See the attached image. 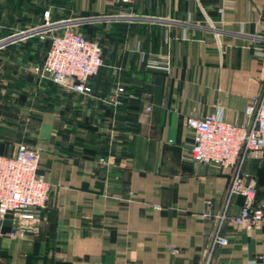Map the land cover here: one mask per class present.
I'll return each mask as SVG.
<instances>
[{
    "label": "crops",
    "instance_id": "crops-1",
    "mask_svg": "<svg viewBox=\"0 0 264 264\" xmlns=\"http://www.w3.org/2000/svg\"><path fill=\"white\" fill-rule=\"evenodd\" d=\"M74 15L104 24L105 64L85 93L35 72L50 34L27 32ZM118 84L138 99L110 103ZM263 92L264 0H0V154L37 148L51 187L36 231L12 237L0 219V264H264V222L227 219L228 243L212 245L230 171L193 160L186 124L246 125ZM244 168L264 202V155Z\"/></svg>",
    "mask_w": 264,
    "mask_h": 264
},
{
    "label": "built area",
    "instance_id": "built-area-1",
    "mask_svg": "<svg viewBox=\"0 0 264 264\" xmlns=\"http://www.w3.org/2000/svg\"><path fill=\"white\" fill-rule=\"evenodd\" d=\"M136 0H109L112 5L134 3ZM45 37L50 34L51 45L43 64L35 67V72L42 78L54 83L70 86L79 93L87 91L91 77L97 75L104 66V47L99 39L88 38L73 30L65 21L48 23L27 30ZM16 36L11 37L14 41ZM148 66L166 69L155 59L148 61ZM137 100L134 93L118 84L112 89L107 100L114 105H121L123 100ZM148 111L152 107H146ZM245 113L249 117L246 125L228 122L217 114L203 118L188 117L186 124L194 133L191 155L197 163H213L230 171V185L227 204L219 215V225L213 233L212 245H226L228 239L221 234L225 220L241 227L252 228L264 222V202L256 201L257 188L251 183L250 175L245 170L248 158H260L264 155V92L248 104ZM101 162L107 164L106 158ZM40 153L27 142L18 145L16 154H0V219L11 218L15 229L12 237L34 232L43 209L50 197V184L39 173ZM242 196L244 203L235 216L228 214V202L234 196ZM204 216H210L206 213ZM91 264H117L96 261Z\"/></svg>",
    "mask_w": 264,
    "mask_h": 264
},
{
    "label": "rangeland",
    "instance_id": "rangeland-1",
    "mask_svg": "<svg viewBox=\"0 0 264 264\" xmlns=\"http://www.w3.org/2000/svg\"><path fill=\"white\" fill-rule=\"evenodd\" d=\"M74 16H79V17H74L71 19H65L62 21H65L66 23L70 24L71 28L73 30L83 34L84 36H86L88 38H96V39H99L100 42H102L101 41L102 40V34H101L100 30L102 29V26L104 24H102L100 22L88 21L85 19L86 18L85 16H81V15H74ZM74 21H75V23H72ZM76 21H79V22H76ZM88 35H90V36H88Z\"/></svg>",
    "mask_w": 264,
    "mask_h": 264
},
{
    "label": "water",
    "instance_id": "water-1",
    "mask_svg": "<svg viewBox=\"0 0 264 264\" xmlns=\"http://www.w3.org/2000/svg\"><path fill=\"white\" fill-rule=\"evenodd\" d=\"M76 22H79V21H76ZM72 23H75V21H74V22H72Z\"/></svg>",
    "mask_w": 264,
    "mask_h": 264
}]
</instances>
